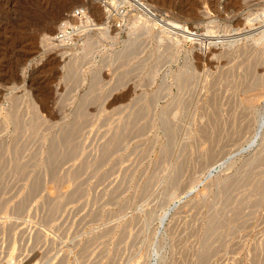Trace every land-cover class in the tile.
Here are the masks:
<instances>
[{
    "label": "rangeland",
    "instance_id": "rangeland-1",
    "mask_svg": "<svg viewBox=\"0 0 264 264\" xmlns=\"http://www.w3.org/2000/svg\"><path fill=\"white\" fill-rule=\"evenodd\" d=\"M47 1L0 0V264H264V0Z\"/></svg>",
    "mask_w": 264,
    "mask_h": 264
},
{
    "label": "built area",
    "instance_id": "built-area-1",
    "mask_svg": "<svg viewBox=\"0 0 264 264\" xmlns=\"http://www.w3.org/2000/svg\"><path fill=\"white\" fill-rule=\"evenodd\" d=\"M100 3H104V5H108L110 0H96ZM136 6L141 10L140 6H142V1L141 0H135ZM108 7V6H107ZM73 16L77 17L80 22L85 21V22H90V19L92 18L90 11L86 7H78L75 9ZM157 16V14L155 15ZM69 22V23H68ZM69 20H66L62 22L59 31L52 35V41L55 44H63L64 42L71 40L73 34L78 31L79 27H74L72 23ZM68 33H71L72 36L71 38H67Z\"/></svg>",
    "mask_w": 264,
    "mask_h": 264
},
{
    "label": "bare ground",
    "instance_id": "bare-ground-1",
    "mask_svg": "<svg viewBox=\"0 0 264 264\" xmlns=\"http://www.w3.org/2000/svg\"><path fill=\"white\" fill-rule=\"evenodd\" d=\"M46 1H47V0H46ZM47 2H48V1H47ZM61 2H62V1H61ZM51 3H52V2H51ZM62 3H63V2H62ZM64 3H65V2H64ZM49 4H50V3H49ZM44 6H45V5H44ZM51 6H52V4H51ZM54 6H55V7H54L53 9L50 10L51 13H50V12H48V13H49V14H54V12H55V13H56V14H54L55 18H56V19H57V18H61V15H62V12H61V11H62V8L65 7V6L67 7V4H61V3H57V2H56ZM68 6H69V5H68ZM52 7H53V6H52ZM49 8H50V7H49ZM97 8H99V7H96V9H97ZM46 9H47V8H46ZM63 9H64V8H63ZM67 10H68V9H67ZM97 10H98V9H97ZM38 11H39V10H38ZM42 11H43V10H42ZM65 11H66V10H65ZM40 12H41V10H40ZM34 13H35V12H34ZM63 13H64V12H63ZM46 14H47V13H46ZM43 16H46V15L43 14ZM47 16H48V15H47ZM54 16H53V17H54ZM63 16H64V15H63ZM66 16H67V14H66ZM70 16H71V15H70ZM37 17H38V15H37ZM53 17H52V18H53ZM48 18H49V16H48ZM41 20H42V19H41ZM93 20H94V19H90V22L93 21ZM46 21H48V20H46ZM49 21H50V20H49ZM57 21H58V20H57ZM57 21H56V22H57ZM90 22H89V23H90ZM93 22H94V21H93ZM68 23H69V22H68ZM70 24H71V23H70ZM243 35H244V34H243ZM71 36H72V34H71V33H68L67 38H71ZM260 39H261V38H260ZM44 40H45L46 42H48V43H51V44L53 43V41H52V36H50V35H46ZM48 43H47V44H48ZM252 98H253V97H252ZM251 100H252V99H251ZM251 100H250V101H251ZM263 122H264V121H263Z\"/></svg>",
    "mask_w": 264,
    "mask_h": 264
},
{
    "label": "water",
    "instance_id": "water-1",
    "mask_svg": "<svg viewBox=\"0 0 264 264\" xmlns=\"http://www.w3.org/2000/svg\"><path fill=\"white\" fill-rule=\"evenodd\" d=\"M246 149V148H245ZM244 150V149H243Z\"/></svg>",
    "mask_w": 264,
    "mask_h": 264
}]
</instances>
